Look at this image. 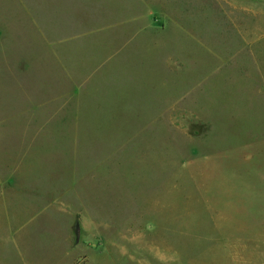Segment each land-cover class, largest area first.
I'll return each mask as SVG.
<instances>
[{"label": "rangeland", "instance_id": "374dc122", "mask_svg": "<svg viewBox=\"0 0 264 264\" xmlns=\"http://www.w3.org/2000/svg\"><path fill=\"white\" fill-rule=\"evenodd\" d=\"M0 264H264V0H0Z\"/></svg>", "mask_w": 264, "mask_h": 264}]
</instances>
